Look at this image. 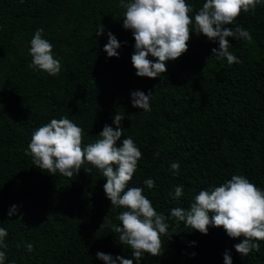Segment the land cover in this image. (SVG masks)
<instances>
[{
	"label": "trees",
	"instance_id": "obj_1",
	"mask_svg": "<svg viewBox=\"0 0 264 264\" xmlns=\"http://www.w3.org/2000/svg\"><path fill=\"white\" fill-rule=\"evenodd\" d=\"M185 2L193 7L188 50L167 61L165 73L148 78L135 74V41L132 31L123 28L121 0H0V227L8 232V247L0 249L6 251L4 264H105L96 257L98 251L136 264L119 234L107 223L101 226L105 217L119 225L117 216L124 211L111 206L102 172L85 164L90 173L81 168L71 178L53 175L26 154L33 132L51 119L67 117L81 127L86 146L101 138L104 125L116 127L114 114L124 116L117 146L131 137L142 152L125 191L142 188L154 209L169 217L168 235L160 236L163 254L146 253L140 264H224L226 250L232 264H264V241H257L258 252L241 256L234 245L243 238H230L222 226L209 225L202 234L183 221L177 229L170 217L172 208L187 209L199 191L220 186L234 174L264 190V2L226 25L242 26L251 34L250 40L227 38L230 52L241 61L232 65L212 56L218 41L194 31V16L206 0ZM100 24L104 34L97 37ZM38 28L44 29L42 38L53 45V58L61 63L57 76L29 67L30 41ZM108 31L121 42L118 58L103 51ZM136 90L152 91L151 111L132 106ZM173 162L179 163L175 175ZM149 178L155 181L152 189L144 184ZM181 185L184 194L173 199L169 193ZM12 205L18 211L8 216ZM27 243L33 245L31 252Z\"/></svg>",
	"mask_w": 264,
	"mask_h": 264
},
{
	"label": "clouds",
	"instance_id": "obj_2",
	"mask_svg": "<svg viewBox=\"0 0 264 264\" xmlns=\"http://www.w3.org/2000/svg\"><path fill=\"white\" fill-rule=\"evenodd\" d=\"M262 2L264 0H206L194 16V31L197 35L202 33L210 41H218L219 47L212 48V56L226 58L228 65L238 64L241 61L230 52L231 44L227 38L250 40L251 34L242 26L229 28L226 25H233L242 11H255L256 6ZM120 6L126 9L123 28L132 31L135 41L131 62L137 76H160L167 71V61L178 59L188 50L189 25L193 24L189 13L193 11V7L185 0H130L128 3L121 0ZM43 32V28H38L30 41L32 61L29 67L57 76L61 71V63L53 58V45L42 38ZM102 34L104 26L100 24L96 35L99 37ZM107 37L108 42L103 46V51L108 58H118L120 54L117 49L121 47V42L111 31L107 32ZM149 54L156 59H149ZM151 97V90L147 94L140 90L132 91V106L145 112L151 111ZM123 118L124 116L114 114L113 123L116 127L104 125L99 133L101 138L86 146L82 145L81 127L67 117L51 119L33 132L26 154L32 157L33 165L53 175L59 173L71 178L81 168L90 173L92 168L83 167L85 164L99 169L102 176L107 178L104 191L111 206L124 209L117 216L121 222L119 225L106 221L105 217L101 226L107 223L112 232L118 233L119 241L130 247L136 264H140L146 253L151 256L163 254L160 236L168 235L169 217L154 209L150 199L142 194V188L130 187L125 191L137 169L142 152L131 137L123 139L121 146H117L116 142L124 129L121 127ZM155 155L159 156V152ZM170 167L174 175L178 173V162H173ZM144 184L152 189L155 181L149 178ZM183 194L182 185L175 188L174 195L169 193L173 199ZM17 211L18 206L12 205L8 216ZM209 213H212L211 217ZM170 217L175 218L177 229L183 221L186 226L202 234L208 233L209 225L222 226L230 238H243L234 248L241 256H247L253 250H260L257 241H264V190L244 175L234 174L220 186L199 191L187 209L172 208ZM7 236V230L0 227V249H7ZM26 249L31 252L33 245L27 243ZM191 255L195 256V253ZM96 257L105 264H133L132 259L120 255L113 257L112 254L99 251ZM223 258L224 264H232L229 250L224 252ZM5 260L6 251L0 250V264H4Z\"/></svg>",
	"mask_w": 264,
	"mask_h": 264
}]
</instances>
